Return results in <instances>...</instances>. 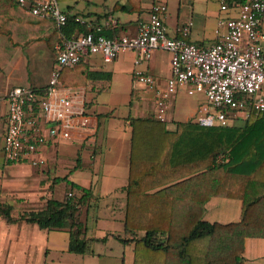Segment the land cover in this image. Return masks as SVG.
<instances>
[{
	"label": "trees",
	"instance_id": "1",
	"mask_svg": "<svg viewBox=\"0 0 264 264\" xmlns=\"http://www.w3.org/2000/svg\"><path fill=\"white\" fill-rule=\"evenodd\" d=\"M141 2L117 1L108 12L139 13ZM72 5L63 9L66 22L58 26L51 16L33 14L28 3L0 0V75L19 47L45 43L54 52L57 41L73 34L114 35L104 26L96 31V22L76 19ZM109 78V71L92 69L84 60L59 71L60 82L70 86ZM126 119L130 142L119 239L132 244L131 264H245L246 239H264V111L211 126L174 119L167 127V119L151 114ZM72 186L81 194L47 197L43 207L20 217L48 229H66L67 249L83 253L88 240L80 216L94 194L89 187ZM213 197L239 201L237 219H205V204ZM0 213L12 220L7 206H0Z\"/></svg>",
	"mask_w": 264,
	"mask_h": 264
},
{
	"label": "built area",
	"instance_id": "2",
	"mask_svg": "<svg viewBox=\"0 0 264 264\" xmlns=\"http://www.w3.org/2000/svg\"><path fill=\"white\" fill-rule=\"evenodd\" d=\"M15 1L28 3L33 14L53 17L58 26L66 22V13L57 0ZM219 7L234 14L218 19L216 40L208 45L184 39L190 21L179 28L181 36L169 35L164 2L151 5L148 16L137 23L133 34L108 37L89 30L61 38L54 45L56 65L46 86L13 85L5 97L0 94L8 107L4 158L39 166L45 158L38 151L47 141H85L95 136L97 116L86 109L85 87L64 85L59 80L62 67L73 66L88 54H99L107 63L123 51L134 50L133 81L152 93V115L160 120L166 119L169 100L179 91L204 95L212 110L198 113L193 119L204 126L226 125L248 116L251 110L264 111V0H219ZM108 23L113 21L95 23V30ZM221 25H225L224 32L219 30ZM159 48L170 53L171 74L165 79L141 67L142 61Z\"/></svg>",
	"mask_w": 264,
	"mask_h": 264
},
{
	"label": "crops",
	"instance_id": "3",
	"mask_svg": "<svg viewBox=\"0 0 264 264\" xmlns=\"http://www.w3.org/2000/svg\"><path fill=\"white\" fill-rule=\"evenodd\" d=\"M79 1H81L79 3ZM76 3L73 1H62L64 9L68 4L72 5V11L85 21H93L96 23H105L107 20L113 21V23H108L104 26L103 30L107 32H112L113 34H133L135 32L136 25L139 21L146 19L150 11V7L154 2H164L166 4V11L164 13V21L167 26L168 34L171 36L179 37L181 36L179 28L190 21L189 32L187 38L189 40L195 41L199 44L208 45L216 40L215 28L217 27V21L219 18L225 19L230 14H234L233 10H223L219 7V0H142L141 11L138 12H124V11H113L108 12L111 7L114 6L115 2L123 3L125 0H79ZM232 1V0H230ZM108 12L107 15L105 13ZM80 14H84V17ZM98 18V19H97ZM220 32L225 31V25L219 26ZM41 44V43H39ZM45 44V43H44ZM37 45V44H36ZM34 46V45H33ZM30 47V46H23ZM32 47V46H31ZM21 47L17 48L9 61L6 63L3 72L0 75V94L5 97V94L9 87L13 85L21 84L24 79L20 76L15 75L16 67L18 64L23 62V55L32 54L31 48L28 50H20ZM33 55V54H32ZM136 55L134 50H127L121 52L112 61L111 70L104 69V64L100 58L99 54H88L84 61H86L90 68L101 69L110 72V78L105 80H110L113 74L118 71H123L122 66L130 77L132 82V88L134 92H137L138 102H140V109L148 107L149 100L152 99V93L148 92L140 85L136 83L132 78L133 70V59ZM17 59V61L15 60ZM21 60V62H20ZM16 61V62H15ZM141 67L146 69L149 73L157 76L160 79H165L171 74V64H170V53L165 49H156L152 52L151 57L148 60H143ZM101 80V79H99ZM97 81V80H95ZM90 82L87 86L82 85L87 90L88 86H94L93 82ZM32 85L40 86L38 83H32ZM180 93L184 91H179L169 100L168 108L166 111V119H172L171 114L174 111H179L181 106H177V98ZM186 93V92H185ZM153 106L152 101L150 102ZM139 108V107H138ZM153 108H151L152 112ZM195 107L189 111L188 116L195 114ZM7 100L2 98L0 100V206H7L9 210V215L12 220H8L0 213V264H52L54 259L57 258L58 247L57 238L60 237L64 240V245L60 246V251L67 250L69 233L66 229H48L41 227L36 221H28L25 218H21L20 214L24 211L30 209L41 208L45 204L47 197H53L55 199H62L67 195L68 191H71L73 195H80L81 191L79 189H73L70 187L66 189L62 197H54L55 189H53V181H55V176L57 172L64 174L66 168L75 167H85L89 166L92 169V173L95 170V158L97 157L100 148L98 146L97 134L99 131L100 121L99 116H97V131L92 139L85 141L78 140H49L47 141L38 151V155L45 158V162L39 166H32L24 160L20 161H7L4 158L2 145L4 133L7 126ZM139 115V112L137 114ZM174 120V119H173ZM175 120H187L185 119H175ZM127 121V119H126ZM128 123V121H127ZM115 131V130H114ZM108 127H104L101 132V137L103 141L106 142L109 137ZM115 142L117 144L118 140L121 143V137L117 136ZM130 140V134H129ZM130 142V141H129ZM90 145L93 147V163L76 161L74 158L81 150L83 145ZM129 154V148H128ZM102 161V159H101ZM128 172V167H127ZM71 176V173L67 174V178ZM127 177V175H126ZM92 181L85 185L86 181L78 183L82 186L89 187L93 192L91 199L95 198L97 200V195L99 192L104 191L105 196L109 202H106L107 208L113 204L119 203L125 206V192L123 186L126 181H122L118 184H111L108 187L105 186L104 190L101 189V181H98L92 186ZM113 193H118V197L113 198L114 200L108 199L112 197ZM106 200V201H107ZM116 200V201H115ZM206 211L204 214L207 220H218L222 222L236 220L239 214V201L234 199H225L219 197H213L208 200L205 204ZM88 205L84 206L81 213V221L83 222L86 232L85 237L88 242L91 238H96L98 241H105L108 239H117L122 236L120 233H116L115 228L108 224L105 227L100 228L99 234L93 233L91 236H87V225L86 216L88 213ZM123 212L120 222L123 228ZM216 213V214H215ZM209 214H215L208 217ZM83 215H85L84 218ZM110 216L108 219L114 220V215L111 209L108 211ZM207 217L209 218H206ZM215 218V219H210ZM97 220L95 219L93 232L97 230L95 227ZM119 234V235H118ZM118 236V238L116 237ZM116 237V238H115ZM120 240V239H119ZM121 241V240H120ZM122 242V241H121ZM123 243V242H122ZM130 248L132 262V244H124ZM64 246V247H63ZM72 252V251H70ZM62 252H60L61 254ZM77 253V252H74ZM125 253V252H124ZM82 255L83 264L87 261L93 264H108L102 260L103 253L100 251H94L91 248V244H88V250L83 253H78ZM113 258L120 257L118 254H109ZM245 264H264V239L261 238H247L245 241ZM119 261V260H118ZM48 262V263H47ZM116 264V263H115ZM119 264V262H117ZM120 264H125V256L121 255Z\"/></svg>",
	"mask_w": 264,
	"mask_h": 264
},
{
	"label": "rangeland",
	"instance_id": "4",
	"mask_svg": "<svg viewBox=\"0 0 264 264\" xmlns=\"http://www.w3.org/2000/svg\"><path fill=\"white\" fill-rule=\"evenodd\" d=\"M80 2L81 1H79V3ZM59 6L62 8L64 5L59 3ZM80 15L84 17V14ZM29 48H31L30 50H32L33 55H23V62L20 60L21 64H18L15 68V75L24 79V81L19 84L21 86L44 87L48 84L51 70L56 65L55 53L44 43L32 47H21L20 50L26 51ZM17 59L15 58L16 61ZM110 65L111 63H105L104 69L111 70ZM121 68L123 71L115 72L110 80H97L93 82L94 86H88L86 90V109L89 112H96L99 116L100 126L97 134V141L100 151L94 160L93 151H91L93 147L85 144L81 147V150L74 158V162L79 160L81 162L93 163L95 161L94 173L91 172L92 169L89 168V166L75 167V165L74 168H66L64 174H61V172L58 171L52 186L53 189H55L54 197H62L66 189L73 187L72 182L81 183L82 181H86L84 184H87L88 186V182L92 181L91 183L94 187V184L99 179L102 183L101 189L104 190L105 186L108 187L111 184H119L121 181L122 183L126 181L130 134V126L126 121V116L137 114L138 112L139 115H152V104L150 103L152 99L149 100L148 107L144 105L141 111H139L140 102L138 105L139 108L136 107V102H138L136 100L138 99V97H136L137 92L133 91L132 82L130 81V77H128V73L123 66ZM32 83H38L40 86L32 85ZM176 104L181 107L179 108V111L176 110L171 114V120L169 116V119L166 121L167 127L173 126V119H194L198 113L212 110V107L207 104L204 95L198 92L193 94H187L185 92L180 93ZM194 107L196 111L195 114L188 116L189 111ZM104 127H108V130L110 131L106 142H104L101 137V132ZM117 136L121 137V143L118 140L116 144L115 140L117 139L115 138ZM68 173H71V176L67 178ZM73 189L75 190L76 188L74 187ZM97 196V200L93 198L89 202L87 216L85 217V215H83L82 217L86 218V225L88 228L87 236H91L93 233L98 235L100 228L105 227L108 224V221H110L109 225H112L111 227L115 228L116 233L123 235L120 218L122 217L124 204L121 205L119 200H117V203L115 202V204H113V208L111 206L107 208L106 202L109 201L105 196V192L101 191ZM116 197H118V193H113L112 197H109L108 199L114 200L113 198ZM109 209L113 212V221L108 219L110 217L108 215ZM82 213H84V211H82ZM215 214H209L208 217ZM208 217L206 215V218ZM95 219L97 220L95 225L97 230L93 232ZM116 237L118 238L117 235ZM63 241L64 240H61L60 237L57 238V254H59L52 264H83L82 255L67 250H59L60 246L65 244ZM88 244H91V248L94 251H100L103 253L104 257L102 260H104L105 263L117 264V262H119L120 264L121 255L124 254L125 264H130V248L123 245L119 238L118 240L110 238L105 241H98L96 238H91ZM60 252L62 253L60 254ZM109 254H118L120 257L115 259ZM49 264H51L50 261ZM85 264L93 263L87 261Z\"/></svg>",
	"mask_w": 264,
	"mask_h": 264
}]
</instances>
